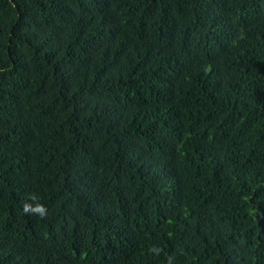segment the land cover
I'll return each instance as SVG.
<instances>
[{"label":"trees","instance_id":"obj_1","mask_svg":"<svg viewBox=\"0 0 264 264\" xmlns=\"http://www.w3.org/2000/svg\"><path fill=\"white\" fill-rule=\"evenodd\" d=\"M0 264H264V0H0Z\"/></svg>","mask_w":264,"mask_h":264},{"label":"clouds","instance_id":"obj_2","mask_svg":"<svg viewBox=\"0 0 264 264\" xmlns=\"http://www.w3.org/2000/svg\"><path fill=\"white\" fill-rule=\"evenodd\" d=\"M28 200L35 201L36 196L34 194H32L28 197ZM22 210L26 215L35 214V215H38L41 219L46 218V215H47V210H46L45 206L43 204H39V203H36L35 205H33L31 203L25 202L22 205ZM149 251L154 252V251H156V249L152 248Z\"/></svg>","mask_w":264,"mask_h":264}]
</instances>
